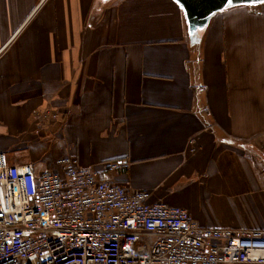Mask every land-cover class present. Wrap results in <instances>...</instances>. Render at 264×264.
<instances>
[{"label": "crops", "instance_id": "crops-1", "mask_svg": "<svg viewBox=\"0 0 264 264\" xmlns=\"http://www.w3.org/2000/svg\"><path fill=\"white\" fill-rule=\"evenodd\" d=\"M100 1L0 0V151L264 231V2L191 35L176 0Z\"/></svg>", "mask_w": 264, "mask_h": 264}, {"label": "built area", "instance_id": "built-area-1", "mask_svg": "<svg viewBox=\"0 0 264 264\" xmlns=\"http://www.w3.org/2000/svg\"><path fill=\"white\" fill-rule=\"evenodd\" d=\"M57 163L37 173L0 151V264H264L263 230L202 227L75 156Z\"/></svg>", "mask_w": 264, "mask_h": 264}, {"label": "water", "instance_id": "water-1", "mask_svg": "<svg viewBox=\"0 0 264 264\" xmlns=\"http://www.w3.org/2000/svg\"><path fill=\"white\" fill-rule=\"evenodd\" d=\"M177 1V0H176ZM184 8L191 35L203 30L218 11L239 4H251L250 0H180ZM263 3V2H255Z\"/></svg>", "mask_w": 264, "mask_h": 264}, {"label": "rangeland", "instance_id": "rangeland-1", "mask_svg": "<svg viewBox=\"0 0 264 264\" xmlns=\"http://www.w3.org/2000/svg\"><path fill=\"white\" fill-rule=\"evenodd\" d=\"M54 4V1H52L51 3H49L46 7L42 8L38 13H45L47 11V9L49 7H51L52 5ZM101 1L99 0V3L94 7L96 8L95 10L97 9H100V7H102L103 5H101ZM43 165V168L46 169V170H56V169H61L56 161V159H48V160H45L44 163L42 164Z\"/></svg>", "mask_w": 264, "mask_h": 264}, {"label": "snow or ice", "instance_id": "snow-or-ice-1", "mask_svg": "<svg viewBox=\"0 0 264 264\" xmlns=\"http://www.w3.org/2000/svg\"><path fill=\"white\" fill-rule=\"evenodd\" d=\"M180 0H177V3H179ZM231 2V0H229ZM250 2L255 3V2H264V0H250Z\"/></svg>", "mask_w": 264, "mask_h": 264}]
</instances>
